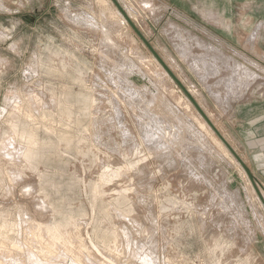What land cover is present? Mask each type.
<instances>
[{
	"label": "rangeland",
	"instance_id": "rangeland-1",
	"mask_svg": "<svg viewBox=\"0 0 264 264\" xmlns=\"http://www.w3.org/2000/svg\"><path fill=\"white\" fill-rule=\"evenodd\" d=\"M118 2L196 102L229 24L264 87V0ZM0 264H264L246 174L111 0H0Z\"/></svg>",
	"mask_w": 264,
	"mask_h": 264
},
{
	"label": "crops",
	"instance_id": "crops-1",
	"mask_svg": "<svg viewBox=\"0 0 264 264\" xmlns=\"http://www.w3.org/2000/svg\"><path fill=\"white\" fill-rule=\"evenodd\" d=\"M231 28L229 24L228 37H221L216 32L207 33L212 42L209 45L212 48H207L212 51L211 57H198L197 74L188 77L189 85L198 87V105L250 169L259 187L264 189V87H253V78L261 76L254 73L257 70H254L252 54L247 50L242 55L237 54V38L231 37ZM204 29L212 31L214 28ZM204 29L201 30L205 32ZM247 40L252 51L256 44L252 37L245 39L246 44ZM151 46L159 54L155 46ZM220 50L222 54L218 53ZM260 73L264 75L263 71Z\"/></svg>",
	"mask_w": 264,
	"mask_h": 264
},
{
	"label": "water",
	"instance_id": "water-1",
	"mask_svg": "<svg viewBox=\"0 0 264 264\" xmlns=\"http://www.w3.org/2000/svg\"><path fill=\"white\" fill-rule=\"evenodd\" d=\"M111 2L115 5V7L118 9V11L121 13V15L124 17V19L127 21L129 26L132 28V30L135 32V34L138 36V38L142 41V43L147 47V49L151 52V54L155 57V59L160 63V65L164 68V70L168 73V75L172 78V80L176 83V85L183 91V93L186 95V97L189 99V101L192 103V105L196 108L198 113L201 115V117L204 119V121L209 125V127L212 129V131L216 134L218 139L222 142V144L225 146V148L228 150V152L232 155V157L236 160V162L240 165L244 173L246 174L251 186L253 187L254 191L256 192L257 196L259 197L261 203L264 206V199L261 195V192L259 190V185L250 171V169L247 167V165L244 163V161L241 159V157L238 155V153L234 150V148L229 144V142L224 138V136L220 133L218 128L213 124V122L209 119V117L204 113V111L200 108L198 103L195 101V99L190 95V93L187 91V89L183 86V84L177 79V77L174 75V73L168 68L166 63L162 60V58L159 56V54L154 50V48L151 46L149 41L144 37L142 32L138 29V27L132 22V20L128 17L118 0H111Z\"/></svg>",
	"mask_w": 264,
	"mask_h": 264
},
{
	"label": "built area",
	"instance_id": "built-area-1",
	"mask_svg": "<svg viewBox=\"0 0 264 264\" xmlns=\"http://www.w3.org/2000/svg\"><path fill=\"white\" fill-rule=\"evenodd\" d=\"M189 91H193V92H196L197 91V89L196 88H194V89H188Z\"/></svg>",
	"mask_w": 264,
	"mask_h": 264
},
{
	"label": "bare ground",
	"instance_id": "bare-ground-1",
	"mask_svg": "<svg viewBox=\"0 0 264 264\" xmlns=\"http://www.w3.org/2000/svg\"><path fill=\"white\" fill-rule=\"evenodd\" d=\"M227 150V149H226ZM231 155V154H230ZM232 156V155H231ZM234 159V158H233ZM235 160V159H234ZM262 194V193H261Z\"/></svg>",
	"mask_w": 264,
	"mask_h": 264
}]
</instances>
